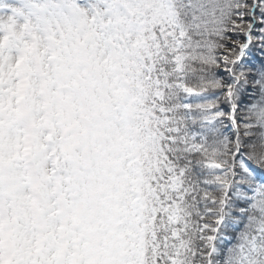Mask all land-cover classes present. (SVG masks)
Segmentation results:
<instances>
[{"label":"snow or ice","instance_id":"snow-or-ice-1","mask_svg":"<svg viewBox=\"0 0 264 264\" xmlns=\"http://www.w3.org/2000/svg\"><path fill=\"white\" fill-rule=\"evenodd\" d=\"M0 264H264V0H0Z\"/></svg>","mask_w":264,"mask_h":264}]
</instances>
